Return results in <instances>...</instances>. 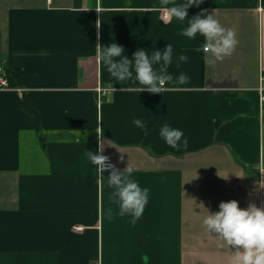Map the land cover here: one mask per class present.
<instances>
[{"label": "crops", "instance_id": "crops-1", "mask_svg": "<svg viewBox=\"0 0 264 264\" xmlns=\"http://www.w3.org/2000/svg\"><path fill=\"white\" fill-rule=\"evenodd\" d=\"M178 2L0 0V67L10 80L0 90V264H233L235 249L203 218L221 201L264 207V0L188 9L236 32L235 50L214 63L198 50L203 36L180 34L186 22H163ZM112 42L130 58L171 43L174 81L161 93L114 81L96 45ZM181 73L189 80L175 83ZM100 88L111 90L103 97ZM164 123L187 145H167ZM101 139L103 154L150 190L135 225L119 215L109 173L96 182L86 159Z\"/></svg>", "mask_w": 264, "mask_h": 264}, {"label": "clouds", "instance_id": "clouds-1", "mask_svg": "<svg viewBox=\"0 0 264 264\" xmlns=\"http://www.w3.org/2000/svg\"><path fill=\"white\" fill-rule=\"evenodd\" d=\"M167 3V0H163ZM203 0H180L169 9L163 22L171 19L186 22L180 34L190 39H195L197 34L204 37L200 49L205 53L206 62L214 63L223 60L230 55L238 43L234 29L224 27L207 10L189 16L188 9L192 6L199 7ZM99 29L100 23H97ZM100 33L98 31L97 36ZM97 45V56L110 77L122 84L132 80L139 85L138 91L147 90L152 93H161L166 82H173L172 74L167 72L168 66L173 61V46L169 43L163 50L156 49L149 54L145 48H138L131 58L125 54V48L116 42L108 45ZM180 62H187L189 57L180 54ZM159 65V68L154 67ZM189 80L186 73H181L175 83L184 84ZM133 124L142 130H147L146 122L139 117H133ZM100 137L103 134L96 129ZM160 137L165 143L173 148L180 145L181 141L187 145L188 140L180 128H175L168 123L160 127ZM108 144V143H107ZM105 142L101 139L97 150L85 149L88 162L96 168V182L105 178L107 171V182L113 189L112 200L119 205V215L131 216V223H135L142 216L149 201L150 190L141 187L139 181L132 178L133 170L127 166L123 171L115 164L108 163L109 157L104 155ZM123 159V157H121ZM262 178L257 181L259 188H264V171H259ZM208 213L203 218V224L215 235L227 241L235 249L236 255L233 264H264V207L251 203L247 208L240 207L237 200L221 201L219 210Z\"/></svg>", "mask_w": 264, "mask_h": 264}, {"label": "built area", "instance_id": "built-area-1", "mask_svg": "<svg viewBox=\"0 0 264 264\" xmlns=\"http://www.w3.org/2000/svg\"><path fill=\"white\" fill-rule=\"evenodd\" d=\"M262 81L264 83V76L262 78ZM10 89V80H9V75L5 71V69L1 66L0 67V90H9ZM111 89L109 88H100L99 92L103 95H107L110 92ZM259 92L261 94L262 102L264 104V86L259 87ZM108 163L114 164L113 160L109 158ZM107 172V171H106ZM90 264H102L100 259L93 260Z\"/></svg>", "mask_w": 264, "mask_h": 264}]
</instances>
